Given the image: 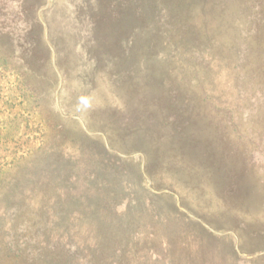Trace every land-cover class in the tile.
<instances>
[{
	"label": "rangeland",
	"instance_id": "374dc122",
	"mask_svg": "<svg viewBox=\"0 0 264 264\" xmlns=\"http://www.w3.org/2000/svg\"><path fill=\"white\" fill-rule=\"evenodd\" d=\"M238 241L264 246V0H0V264Z\"/></svg>",
	"mask_w": 264,
	"mask_h": 264
},
{
	"label": "crops",
	"instance_id": "0c3cea01",
	"mask_svg": "<svg viewBox=\"0 0 264 264\" xmlns=\"http://www.w3.org/2000/svg\"><path fill=\"white\" fill-rule=\"evenodd\" d=\"M252 235L249 233V237ZM239 242V241H238ZM241 242V241H240ZM233 244V250L239 253L237 264H264V246L253 247V245ZM247 246V247H245Z\"/></svg>",
	"mask_w": 264,
	"mask_h": 264
}]
</instances>
